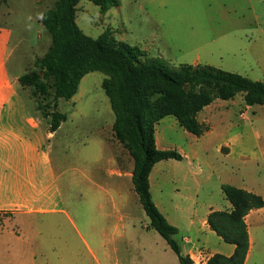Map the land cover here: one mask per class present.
I'll return each mask as SVG.
<instances>
[{
  "label": "crops",
  "instance_id": "0c3cea01",
  "mask_svg": "<svg viewBox=\"0 0 264 264\" xmlns=\"http://www.w3.org/2000/svg\"><path fill=\"white\" fill-rule=\"evenodd\" d=\"M12 36V29L0 24V250L4 247L11 253L7 264H33L27 254L30 255V249L37 241L41 250L63 245L60 223L66 218L82 237L97 264H102L98 251L103 243L110 251L112 236L96 242V249L85 240L68 208L74 200L70 199L71 190L76 187L88 201L100 207L108 203L126 206L130 196L135 198L131 193L134 191V161H130L131 156L127 158L125 152L117 153L106 138L110 143L108 150L105 139L90 143L75 138L71 166H65L64 160L53 156L49 142L56 138L67 119L56 131H51L47 118L28 102L32 99L26 97L19 83L23 74L13 71L9 65L14 52ZM235 72L264 82L259 70H251L259 74L256 78L248 72ZM85 79L86 76L82 80ZM81 87L82 83L77 94ZM255 106L245 102L244 93L230 100H214L198 113V119L211 126L201 137L185 130L173 115L156 124L158 148L176 150L183 156L182 160L157 162L150 174V187L161 212L179 231L185 232L184 244L179 243L184 255L200 247L198 236L202 229L212 232L207 223L210 212L232 209L223 185L244 188L264 197V178H261L264 125L259 130L255 127ZM171 127L177 131V137L169 134ZM95 144L98 150L93 151ZM235 168L241 170L240 184L229 176ZM67 175H71L69 183L64 182ZM165 197L171 201L169 207H166ZM191 203L199 208L189 209ZM117 211L120 214L118 221H122L126 216ZM263 216L264 207L252 210L246 217L251 244L245 264L252 252L251 222L262 221ZM88 233L94 238L93 230L88 228ZM227 244L225 251L206 250L204 264H208L215 253L232 255L235 246Z\"/></svg>",
  "mask_w": 264,
  "mask_h": 264
},
{
  "label": "rangeland",
  "instance_id": "374dc122",
  "mask_svg": "<svg viewBox=\"0 0 264 264\" xmlns=\"http://www.w3.org/2000/svg\"><path fill=\"white\" fill-rule=\"evenodd\" d=\"M119 1V6L102 13L99 6L90 0H81L77 7L78 25L85 34L94 38L109 28L117 40L138 46L145 51L146 57L160 58L171 66L209 64L230 72H248L256 78L259 74L252 73L254 69L259 70L261 78H264V0ZM56 2L0 0V24L13 31L11 44L14 52L9 62L13 71L26 74L36 70L35 60L46 53L52 40L42 18L56 6ZM110 79L104 73H89L82 80L81 90L74 99L60 100L58 109L66 114L67 121L49 144L52 145L53 156L64 160L65 166L73 164L75 138L90 143L106 138L117 153L125 152L128 158L127 150L114 137L115 114L104 90V83ZM23 90L26 97L32 99L28 102L33 108L51 101L49 96H33L32 86L23 87ZM255 107L257 117L254 124L259 130L264 125V105ZM47 120L50 122V118ZM169 134L178 136L174 127ZM262 144L264 148L263 141ZM109 145L107 141L106 150ZM92 147L93 151L98 150L96 144ZM129 159L132 160L131 157ZM240 171L235 168L229 172L237 184H240ZM67 177L65 183H69L71 175ZM261 178H264V169ZM71 193L70 199L74 200L68 208L85 240L96 249V242L112 236L110 251L106 250L104 243L98 251L102 264H180L166 240L149 227L150 219L133 190L131 193L135 198L130 196L126 206L108 203L100 207L88 201L76 187ZM164 201L169 207L171 201L168 197ZM188 208L193 210L199 206L191 203ZM117 210L126 216L122 221H118L120 214ZM105 214L108 216L104 217ZM60 225L63 245L41 250L37 241L30 249V255L27 254L28 260L33 264H97L71 223L63 218ZM181 226L184 228L182 222ZM88 228L94 231V238L89 235ZM200 233V247L187 254L193 264H204L206 250L225 251L224 247L228 246L214 231L202 229ZM251 234L252 252L248 264H264V216L262 221L251 222ZM184 235L181 230L174 238L184 244ZM48 238L50 241V234ZM10 257L11 253L1 248L0 264H7Z\"/></svg>",
  "mask_w": 264,
  "mask_h": 264
},
{
  "label": "trees",
  "instance_id": "16d2710c",
  "mask_svg": "<svg viewBox=\"0 0 264 264\" xmlns=\"http://www.w3.org/2000/svg\"><path fill=\"white\" fill-rule=\"evenodd\" d=\"M80 1L57 0L56 6L43 16L51 44L35 60L36 70L21 75L19 83L34 87L35 97H51L37 109L50 118V130L56 131L67 118L58 109L61 99L73 98L89 73L111 77L104 83V90L115 114L114 137L134 161V191L150 219L149 227L166 240L180 264H192L191 257L183 254L174 238L179 229L168 221L152 197L150 174L154 165L162 160L183 159L176 150L158 148L156 124L173 115L185 130L201 137L211 126L198 119L200 111L216 99L230 100L239 93H244L248 105H264V82L209 64L171 66L160 58H148L138 46L117 40L109 28L97 38L89 36L77 23ZM90 1L102 13L120 5L119 0ZM222 189L232 209L210 212L207 223L235 250L230 256L213 254L208 264H245L251 244L246 217L252 210L264 207V197L228 184Z\"/></svg>",
  "mask_w": 264,
  "mask_h": 264
}]
</instances>
